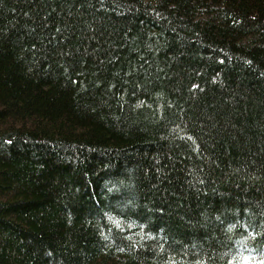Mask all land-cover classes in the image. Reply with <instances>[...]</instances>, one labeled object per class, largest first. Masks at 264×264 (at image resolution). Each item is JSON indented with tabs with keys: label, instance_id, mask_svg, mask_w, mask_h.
Wrapping results in <instances>:
<instances>
[{
	"label": "trees",
	"instance_id": "obj_1",
	"mask_svg": "<svg viewBox=\"0 0 264 264\" xmlns=\"http://www.w3.org/2000/svg\"><path fill=\"white\" fill-rule=\"evenodd\" d=\"M0 264H264V0H0Z\"/></svg>",
	"mask_w": 264,
	"mask_h": 264
}]
</instances>
